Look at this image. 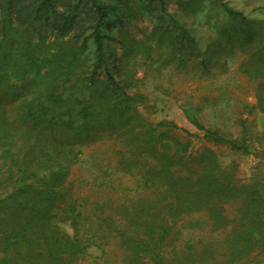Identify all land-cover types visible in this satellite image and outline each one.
<instances>
[{"label": "trees", "instance_id": "1", "mask_svg": "<svg viewBox=\"0 0 264 264\" xmlns=\"http://www.w3.org/2000/svg\"><path fill=\"white\" fill-rule=\"evenodd\" d=\"M136 1L171 18L167 0ZM201 2L176 4L187 11ZM121 5L129 6L123 0H0V93L17 97L14 106L0 103V264L251 261L264 252V151L254 153L244 135L234 138L193 119L208 142L260 160L254 176L241 183L215 151L193 152L192 141L174 137L179 131L192 136L188 129L141 115L145 96L129 90L140 62L156 51L167 50L177 67L202 74L226 50L237 51L243 73L259 90L254 108L264 113L261 29L222 3L233 20L224 32L231 41L213 57L204 52L193 58L184 42L195 44L194 37L171 18L172 26L142 39L124 33L118 40L122 64L110 67L105 28ZM38 25L55 38L35 39ZM93 139L119 146L116 170L135 178L136 188L115 189L101 163L93 167L103 181H86L87 193L76 190L70 176L79 159L66 150ZM63 218L72 221L73 237L56 226ZM92 246L103 249L101 258L89 257Z\"/></svg>", "mask_w": 264, "mask_h": 264}, {"label": "rangeland", "instance_id": "2", "mask_svg": "<svg viewBox=\"0 0 264 264\" xmlns=\"http://www.w3.org/2000/svg\"><path fill=\"white\" fill-rule=\"evenodd\" d=\"M176 1L167 0V11L171 18L184 26L194 37L195 44L189 45L187 41L184 42L185 47H189L187 51H194L193 58L198 56L200 60L199 56L204 52L212 56L214 49H219L225 41H231L224 32L226 29L230 30L228 25L233 20L224 11L222 3L254 22L264 37V0H202L195 9L187 11L178 9ZM123 3H127L129 8L121 5L118 17L111 20L113 25L105 28L111 39L108 48L110 67L122 64L118 40L124 33L142 39L156 28L173 25L168 14L148 8L143 1L123 0ZM32 35L35 39L55 38L53 32L39 25ZM90 48H93L91 44ZM225 52L221 54L220 62L210 68V72L202 74L200 71H186L182 67H177L176 60L169 61L171 55L167 50L156 51L150 58L140 62L141 66L129 91L139 92L145 96V103L139 107V112L146 119L154 123L173 122L179 128L188 129L192 136L188 137L186 133L179 131L174 137L180 141L186 139L192 141L193 152L201 151L204 147L212 149L226 169L234 171L235 177L241 183H247L260 168V160L254 154L245 155L243 152L231 150L228 145L208 142L203 138L205 132L197 129L192 123L196 117L206 129L219 130L234 138H242L244 135L254 153L264 151V113L254 108L259 91L256 82L243 73L241 68L243 56L240 53L236 51L231 54L228 50ZM16 99L17 97L11 93H0V103L8 107L14 106L17 103ZM196 105L205 108L196 112L194 111ZM100 134L105 135V131H100ZM107 141L110 140L93 139L84 145L66 150L70 159H79L73 166L70 179L75 182L76 190L80 193L89 191L91 186L87 185L86 181L93 179L103 181L104 176L97 172L101 163L108 168V176L105 179L110 180L115 189L131 190L137 187L135 178L126 174L124 170H116V151L119 150V146ZM122 152L126 153V149ZM94 165H98L96 169ZM39 174L44 175V170L40 169ZM115 189L108 190H111V195L116 193L122 199L124 195ZM56 226L64 234L74 236L72 221L58 219ZM87 253L91 259L101 258L103 249L92 246ZM239 264H264V252H255L251 261Z\"/></svg>", "mask_w": 264, "mask_h": 264}]
</instances>
